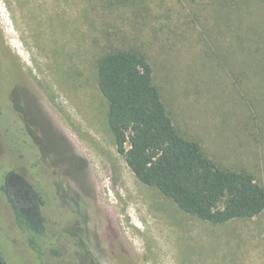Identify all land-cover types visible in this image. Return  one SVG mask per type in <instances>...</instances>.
<instances>
[{
    "label": "rangeland",
    "instance_id": "obj_1",
    "mask_svg": "<svg viewBox=\"0 0 264 264\" xmlns=\"http://www.w3.org/2000/svg\"><path fill=\"white\" fill-rule=\"evenodd\" d=\"M112 1L0 0V185L12 170L7 191H23L21 175L39 187L46 220L37 254L0 192L2 258L264 264V212L212 224L137 180L96 73L112 49L143 54L180 133L264 187V50L239 36L264 27V0Z\"/></svg>",
    "mask_w": 264,
    "mask_h": 264
},
{
    "label": "trees",
    "instance_id": "obj_2",
    "mask_svg": "<svg viewBox=\"0 0 264 264\" xmlns=\"http://www.w3.org/2000/svg\"><path fill=\"white\" fill-rule=\"evenodd\" d=\"M248 33L263 51L264 27L246 26L239 36ZM96 73L99 91L108 104L109 131L139 182L158 190L183 212L216 225L250 220L264 212V187L253 174L219 166L199 142L180 133L143 54L112 49L99 57ZM16 173L6 172L0 192L10 204L16 225L40 254L46 230L44 193L21 174L23 191H7ZM0 264H6L1 254Z\"/></svg>",
    "mask_w": 264,
    "mask_h": 264
},
{
    "label": "flooded vegetation",
    "instance_id": "obj_3",
    "mask_svg": "<svg viewBox=\"0 0 264 264\" xmlns=\"http://www.w3.org/2000/svg\"><path fill=\"white\" fill-rule=\"evenodd\" d=\"M34 253H37V251H35L34 249L32 250ZM38 254V253H37Z\"/></svg>",
    "mask_w": 264,
    "mask_h": 264
}]
</instances>
